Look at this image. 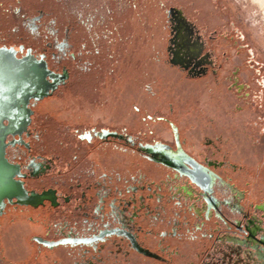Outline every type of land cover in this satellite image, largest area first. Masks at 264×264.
Instances as JSON below:
<instances>
[{"label":"rangeland","instance_id":"374dc122","mask_svg":"<svg viewBox=\"0 0 264 264\" xmlns=\"http://www.w3.org/2000/svg\"><path fill=\"white\" fill-rule=\"evenodd\" d=\"M148 2L158 9V12H144V26H152L155 37L159 33L158 40L152 39L155 41L151 47L153 62L163 65L168 63L169 43L173 35L171 11L175 8L180 9L186 19L194 24L198 36L205 44L206 55L209 54L210 62H213L209 73L198 79L201 80L199 86L204 89L216 116L207 117L199 112L198 105L195 110L198 116H205V133L210 129L219 134L211 139L205 137L201 143L186 140L183 148L204 162H207L206 157L221 158L225 165L219 173L227 183L244 192V205L247 208L253 205L264 207V5L258 0ZM63 8L64 2L61 0H0V45L24 44L26 47H32L34 53L43 52L48 47L47 42L61 41L62 35L65 34V26L72 16L64 12ZM39 16L42 18L34 22L33 19ZM97 17L101 22L104 20L101 16ZM72 19L77 24L75 15ZM93 21L94 18L90 17L85 23L81 20L79 24L87 25ZM106 22L109 23L110 19ZM34 23L36 30L31 26ZM51 46L53 48L47 51L51 67L59 72L67 66L70 79L53 96L36 106L32 124L33 150L23 147L9 148L7 156L13 163H19L26 173L29 172L28 167L32 160L52 166V169L42 176L26 179L30 189L40 191L57 187L60 197L63 198L73 189H78L80 184L83 183L84 187H79L80 198L74 197L68 206L64 203L57 208L50 207L49 204L38 209L25 205L8 206L5 214L0 217V264H13L6 256L4 244L5 240H9L6 230L12 224L21 219L30 221V218H33L34 221L44 223V233L48 230L45 223L57 225L59 222L63 223V229L67 227L64 231L70 232L71 224L66 222L72 223L75 217H82L85 203L91 206L96 201L103 203L102 198L97 199L98 193L94 194L93 198H84L83 192L88 190L85 186H92L90 189L95 190L99 186L98 181L101 183L100 192L102 191L103 196L112 194L117 198L125 197L132 202V210L137 213L142 210L141 214L139 213L141 218L137 219L141 225L144 224V232L139 233L140 242L142 246L158 251L165 245L166 251L160 254L166 261H155L137 254L130 249L126 241L115 238L100 243L98 250L93 252L90 247H66L72 249L78 258L79 254L85 255L80 257L85 264L90 260L95 264H200L202 251L209 248L220 264L236 263V260L226 259V250L232 244L222 239L227 237L228 233L242 236L240 229L235 230L232 219L237 215L228 216L221 209L220 216L224 223L218 228V234L222 235L220 241L212 236L207 240L204 234H192L189 229H184L185 227L176 228L178 222L174 224L172 216L165 221L161 220L163 213H170L167 209L165 212L161 209V213L158 212L156 205L161 204L163 194L173 196L168 184L177 182L179 177L165 167L149 161L139 151L138 146L139 143L158 142L156 128L161 120L155 117V114L144 116V120L138 118L135 130H113L124 135V139H94L92 142L85 140L93 130H109L120 126L122 112L127 108L126 101H129L127 94L130 86L124 80L114 81L112 75H109L107 70L104 74L96 63L90 61L87 64L84 58L79 56L77 45L74 44L72 48L75 59L71 57L72 54L61 55L54 47L56 45ZM54 51L57 52V57L52 54ZM144 94L150 95L149 98L156 97L152 84L149 88L144 87ZM141 97L133 95L138 101ZM149 100L144 95L145 108H151ZM138 108L140 107L133 106V114L128 118H135L140 113L137 112ZM148 130L151 131V137L148 136L149 139L145 140L139 133ZM221 132L223 136H220ZM125 133H128L127 136ZM130 140L134 142L130 143ZM171 144L174 145V142ZM220 164L221 162L219 166ZM225 190L218 185L215 188L216 196L222 200L226 199L227 202L232 201V196ZM74 194L78 195L76 192ZM151 194L154 195L153 198ZM165 205L176 209L174 205ZM196 205L201 206L202 202L198 200ZM225 209L233 214L232 205ZM252 213L251 218L264 217L260 212ZM175 216L179 218L176 214ZM183 216L182 213L181 217ZM185 216V219H195L190 214ZM213 223L217 227L216 222ZM72 231L82 235L91 233L84 222L79 223ZM29 242L34 250V258L37 250L41 248L32 239ZM86 249L90 250L89 253H85ZM247 251L248 249L243 253L246 254ZM243 259L245 262L241 264H248L245 255Z\"/></svg>","mask_w":264,"mask_h":264},{"label":"flooded vegetation","instance_id":"af4514ba","mask_svg":"<svg viewBox=\"0 0 264 264\" xmlns=\"http://www.w3.org/2000/svg\"><path fill=\"white\" fill-rule=\"evenodd\" d=\"M261 4L264 5V0H258ZM172 12H182L180 9H173ZM42 16H39L38 18L33 19L34 22L37 20H40ZM171 23L173 26V36L171 39L170 44V58L172 60H178L179 64L176 65L180 67L183 70H187L189 74H192L195 76V78H201L203 76H206L210 69L213 67V62H210V55L205 53V44L202 42L201 37L198 36L195 26L192 22L189 21V25L185 23L183 19L179 16V14H176L175 16H171ZM31 26L34 28L33 30H36L35 23ZM178 35V38L176 36ZM46 38H48L47 35H45ZM188 38L189 40V47L190 49H184L182 53V58L178 59L176 58V54L179 55V52L181 49L178 47L182 46L185 41L183 39ZM53 38V37H52ZM51 45H56V50L61 55H70L72 53L68 52V43L65 41H57V42H47V48L44 49L41 53H34V50L32 47H26L24 44H18L15 45H0V47H8V48H15L18 51V57H23L27 54L28 50L32 51V55L35 56L38 59L44 58L45 61L48 64V68L52 70L53 72L57 74H50L51 81L53 82V88L59 84H61L57 90L63 85H66L68 80L70 79V71L67 68V66H64L62 71H56L51 67L49 57L47 54V51L49 49L53 48ZM51 46V47H49ZM22 48V49H21ZM188 53L187 57H184L183 54ZM21 54V55H20ZM52 54L57 57V52H52ZM214 72L213 70H211ZM201 76V77H199ZM49 78V79H50ZM47 82V81H46ZM48 83V82H47ZM49 84V83H48ZM238 84V83H237ZM56 90V91H57ZM55 91V92H56ZM54 92V93H55ZM53 93V94H54ZM53 94L51 96H53ZM49 96V97H51ZM48 98V97H47ZM46 98H44L41 101H44ZM41 101H31L30 108L33 110V114L30 117V123L25 129V126H21L20 124L17 125V130L19 133L22 134L19 135L17 133L15 136H9L8 137V143H14L13 145H9L7 147V151L9 148H27L32 149L31 146V139L34 135L32 131V124L34 122V117L36 115V106ZM29 115V114H28ZM6 124H9L6 122ZM149 132L151 137V131ZM112 134L113 136L109 135ZM122 134H119L116 131H110V130H101V131H92L88 134V138H84L85 140H88L89 142H92L95 140H106V139H124L122 137ZM149 138L145 139L148 140ZM130 143H133V140L129 141ZM212 143V142H211ZM168 147H166V146ZM138 146L140 147V150L149 161H152L153 163L159 164L169 171L173 172L177 177L178 180L175 183H169L168 187H170V191L172 192V197L170 194H163L162 200L160 205H156L159 209L158 212L161 213L160 209L165 212L167 209L170 213L169 215L165 212L163 213L161 220L165 221L167 218H172L174 221V224L178 222L176 228L182 229V227H185L184 229H189L192 234H199V235H205V238L214 237L215 240L220 241V238L222 235L218 234V228L224 223L223 218L220 216L221 209H223L228 216H236L233 217L235 230L240 229L242 232V236L238 234H227V237L223 238L222 241H225L228 244H232L228 246V249L226 250V259L230 261H237L236 263L232 264H241L244 263L243 256H246V260L248 261V264H264V217H254L251 218L253 215L252 211L260 212L264 215V207H261L260 205H253L251 208H247L244 205L245 200V194L242 190L238 189L234 185H231L230 183H227L222 175L219 173V170L222 168L224 164L223 160L217 156L215 157H206L205 161L199 159L198 157H195L194 155L188 153L183 148V142H180V140L175 139L174 145L172 144H162V143H139ZM8 158V156H7ZM194 159L197 163L202 166V168L208 173L210 176L211 184L208 185V187L205 188V190L198 186L196 183L192 181V179L188 176V172L184 167L188 166L186 163L189 161V159ZM10 163H13L10 161ZM221 162L220 166L219 163ZM15 166L19 168V175H22L20 177L19 182L21 185V194L20 198H17L18 202H16V199H13L11 203L5 201V207L4 209H1V215L2 217L5 214L6 208L11 205H25L30 206L32 208H40V207H46V204H49L50 207L57 208L62 206V203L66 204L67 206L72 203V199L76 197V199L80 198V192L81 189L79 187L83 188L84 184H80L78 189H73L71 193L67 195V197H60L59 194V188L57 187H50L45 188L43 190L37 191L36 189H30V187L27 184L26 179H32V178H38L45 174L47 170H51L52 166L48 163H43L41 161L32 160L29 164V172H23L21 165L19 163H13ZM17 164V165H16ZM20 165V166H19ZM175 168V169H174ZM17 179V177H16ZM182 181V183L180 182ZM99 186L96 187V184L94 186L96 187L95 190H91L90 188L92 186H85L88 188L87 191L84 190V198H87L90 196L93 198V195L98 193L97 199L102 198L103 203L99 204L98 201L94 203L93 206L88 205L85 203L86 207L84 208L85 211H82V217H75V220L70 223V227L72 230L75 228V226H78L79 223L83 224L85 223V226L91 231L88 235H82L81 233L74 234L73 231L70 229V232L64 231L63 229V223L59 222L57 225H49L45 223V227L48 229L46 233H43L41 236H35L31 239L33 242H35L37 245H39V248L37 250V253L35 257L37 259L34 260L32 258V264H43L42 260H49L50 256H48L47 252H52L54 250H66V256L68 258H71L72 262L71 264H85L84 261L80 258L85 257V255H80L79 258L75 254V252L72 249H68L69 247H75V246H82V247H90L93 251H97L99 244L102 242H105L111 238L119 239L122 241H126L127 245L130 247V249L134 250L137 254H140L144 257L153 259L155 261L165 262L166 259L163 258V256L160 254V252H165L166 247H162V250H151L149 248H146L142 246L140 242V232H144V224L141 225V223L137 220L140 219L141 216H139V213L141 214L142 210L136 212V210H132V202L130 200H127L125 197H119L117 198L116 195H107L103 196L100 192L101 183L98 181ZM98 185V184H97ZM220 186L222 188H225L227 192L230 193L232 196L230 202H227L226 199L222 200L219 199L216 196L215 188L217 186ZM83 186V187H82ZM99 189V191L97 190ZM114 190V189H113ZM155 192L157 191L154 188ZM136 191V190H135ZM77 193L78 195L75 196L74 193ZM80 193V194H79ZM86 194V195H85ZM151 197L153 198L154 195L151 194ZM132 197H130L131 199ZM88 200V199H87ZM132 200V199H131ZM201 201L202 205L198 206L196 205L197 201ZM130 201V204L128 202ZM92 202V201H88ZM124 202V203H123ZM137 202V200H136ZM166 203L170 205H174V209L168 207L165 205ZM232 205L231 211L233 214H231L229 211L225 209V207ZM91 206V207H90ZM154 207V205H153ZM152 207V208H153ZM137 208V207H136ZM144 208V207H143ZM83 209V208H82ZM83 209V210H84ZM118 209V210H117ZM138 209V208H137ZM154 209V208H153ZM172 209V210H171ZM183 215H193L194 218H186V216L183 218L181 217V214ZM175 214L178 217L175 216ZM168 215V216H167ZM239 215L241 217L239 218ZM68 214H66V217ZM172 216V217H171ZM171 219V220H172ZM183 219V220H182ZM186 222H185V221ZM30 221L33 223H40L39 221H34L33 218H30ZM216 222L217 227L214 226V223ZM221 223V224H220ZM186 226H183L185 225ZM181 227V228H180ZM173 228V227H172ZM171 232V231H169ZM244 234V235H243ZM177 235V233H176ZM208 240V239H207ZM169 246V244H168ZM68 247V248H66ZM170 247V246H169ZM45 251H44V250ZM248 249L247 253L244 254L243 251ZM85 250V249H84ZM90 250L86 249L85 253H89ZM173 251V250H172ZM211 249H206L205 251H202L201 261L200 264H220L213 253L210 252ZM253 253V255L251 254ZM95 256V254H93ZM50 264H64L62 261L55 259ZM88 264H95L94 261L90 260Z\"/></svg>","mask_w":264,"mask_h":264},{"label":"crops","instance_id":"0c3cea01","mask_svg":"<svg viewBox=\"0 0 264 264\" xmlns=\"http://www.w3.org/2000/svg\"><path fill=\"white\" fill-rule=\"evenodd\" d=\"M61 1L64 2V12H68L72 18L75 15L78 24L71 18L65 26L61 41L68 43V52L72 53L74 44L77 45L79 56H82L87 64L90 61L96 63L103 73L107 70L114 81L124 80L130 86L129 90L127 89V108L122 112V123L119 127L110 128V131L135 130L138 118L144 120V116L155 114L154 116L161 120L157 128L153 126L157 130L158 143L171 144L175 139L183 143L186 140L201 143L205 137L211 139L218 136L219 132H212L210 129L205 133V116H198L195 110L199 106V112L207 117L216 116L204 89L199 86L201 80L191 78L187 70L176 65H163L151 60V47L155 43L152 39L158 40L159 33L155 37L154 28L144 26V12H158L154 4H149V0ZM97 16L104 20L101 22ZM90 17L94 18L92 23L79 24L81 20L85 23ZM108 19L109 23L106 22ZM71 57L75 59V55L72 54ZM151 84L156 92L155 98L144 94V87L149 88ZM133 95H140L142 99L138 101ZM144 95L150 99L148 104L151 108H145ZM133 106L140 107L137 110L140 113L135 118H128L133 114ZM125 134L127 136L128 133ZM220 136H223L222 132ZM6 231L9 240L4 239L5 252L10 262L32 264L34 250L31 249L29 241L32 237L44 233V223H31L28 219H21ZM65 251L60 249L47 252L50 261L43 259V264H50L55 259L64 264H71L72 260L66 256Z\"/></svg>","mask_w":264,"mask_h":264},{"label":"bare ground","instance_id":"6f19581e","mask_svg":"<svg viewBox=\"0 0 264 264\" xmlns=\"http://www.w3.org/2000/svg\"><path fill=\"white\" fill-rule=\"evenodd\" d=\"M176 14H179L181 19L190 26L183 12L171 11L172 16ZM176 38H178V35ZM188 40V38L184 37L183 41L185 42L182 46L178 47L181 50L179 55L176 54V58H182L183 50L190 49V42ZM187 54L188 53L183 54L184 57H187ZM172 61L174 65L179 64L178 60ZM42 68V65H36L30 62L29 59L21 63H15L9 57L0 59V109H2L0 121L5 117L9 118V120L6 121L9 123V127L6 128L7 131L15 132L18 124L26 126L29 115L25 107H19V105L27 101L26 98H29L27 95L29 94V96H32L36 94L39 99L43 96V91H47L48 83L45 80L46 75L42 71ZM6 122L4 123L6 124ZM2 140L3 139L0 137V201L1 197L4 195H8L12 201L14 199L13 196L20 198L22 192L20 183L16 181V177H14L19 173V168L4 162L2 158L4 151ZM5 201L3 202L4 204L1 203L0 210L5 206Z\"/></svg>","mask_w":264,"mask_h":264},{"label":"water","instance_id":"95a60500","mask_svg":"<svg viewBox=\"0 0 264 264\" xmlns=\"http://www.w3.org/2000/svg\"><path fill=\"white\" fill-rule=\"evenodd\" d=\"M6 57H9L15 63H21V62L29 59L30 62H33L36 65H42L43 66L42 71L46 75L45 76V80L49 83V84H47V91H43V93H42L43 96L41 98L38 99L36 94L35 95L31 94L32 96H29V94H28L27 96L29 98H26L27 101H24V102H22L19 105V107H25L26 111L29 114L28 122H27L26 126L24 127L25 129H27V127H28V125L30 123V117L34 113L33 110L30 108L31 101L32 100L41 101L44 98H47V97L51 96L58 89V87L61 84H59V85H57V86H55L53 88V82L51 81L50 74H52V73L53 74H57V73L53 72L52 70H50L48 68V64H47V62L45 61L44 58L38 59L35 56H33L31 50H28V52H27V54L25 56L18 57V51L15 48H13V47L12 48L0 47V59H5ZM30 58H32V59H30ZM18 99H20V98H18ZM1 113H2V109H0V114ZM8 120H9V118L5 117V118H3L0 121V137L3 139L2 141H3V146H4V151H3L2 158H3L4 162H6L8 165H12L13 166L14 164L8 162V158L6 157L7 156V153H6L7 147L9 145H13L14 144V143H8V137L10 135L11 136H15L19 132H18V130H16L15 132H10V131L6 130V128L9 127V124H5L4 122H6ZM22 132L19 133V135H21ZM109 135L113 136L112 134H109ZM164 146H166V145H164ZM166 147H168V146H166ZM186 163L188 164V166H186L184 168L188 172V176L192 179V181L194 183H196L198 186L202 187L205 190V188L208 187V185L211 184L210 176L208 175V173L202 168V166H200L199 163H197L192 158H190L189 161H187ZM14 177H17L16 181L22 182L19 179L20 177H22V175L16 174ZM13 198L16 199L17 203H19L18 200H17V196H13ZM5 200H7V202L11 203V200H10L9 196L8 195H4V196L1 197L0 207H1V203H3ZM4 207L5 206H3V209H4Z\"/></svg>","mask_w":264,"mask_h":264},{"label":"built area","instance_id":"2783aa9c","mask_svg":"<svg viewBox=\"0 0 264 264\" xmlns=\"http://www.w3.org/2000/svg\"><path fill=\"white\" fill-rule=\"evenodd\" d=\"M168 63L170 65H174L172 59L170 58V55H169ZM189 75L191 76V78H195L194 75H192V74H189ZM199 77H201V76H199ZM139 135L142 136V137H144V139H147L148 136H150L149 132H147V131H145V132L143 131L142 133L140 132Z\"/></svg>","mask_w":264,"mask_h":264}]
</instances>
